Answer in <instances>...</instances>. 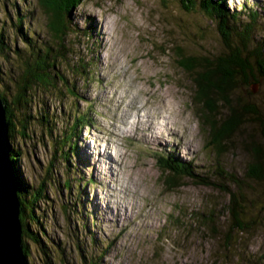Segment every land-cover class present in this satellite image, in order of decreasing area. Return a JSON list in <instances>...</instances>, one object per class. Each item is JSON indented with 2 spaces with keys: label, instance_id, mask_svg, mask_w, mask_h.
<instances>
[{
  "label": "rangeland",
  "instance_id": "obj_1",
  "mask_svg": "<svg viewBox=\"0 0 264 264\" xmlns=\"http://www.w3.org/2000/svg\"><path fill=\"white\" fill-rule=\"evenodd\" d=\"M191 5L181 0H85L75 11L73 19L79 25L74 29L79 33L70 41L77 42L79 55L94 60L91 79L74 80L72 76L75 93L68 91L59 102L41 92L33 101L29 97L27 104L36 114L34 124L29 120L30 139L26 142L17 136L13 141L23 155H19L20 168L36 181L37 188L44 184L50 195L38 202V208L44 228L61 248L58 257L51 255V264H238L240 258L241 264H264L261 193L246 194L254 202L250 209L256 222L238 235L233 252L222 256L226 236L218 231L229 225L232 196L220 184L234 190V180L244 178L246 164L253 157V140H261L262 124L258 126L247 114L239 128L225 137L227 147L221 155L208 144L213 133L202 118L204 103L195 98V81L191 72L179 66L181 57L176 50L183 47L189 55L216 52L221 49V39L215 23ZM226 5L240 14L244 23L249 12L257 13L259 18L250 22L253 29L246 36L250 46H262L264 0H226ZM16 6L24 15L33 12L25 27L41 32L39 39L46 38V20L38 0H0V18L7 16L4 11L10 15ZM7 23L12 27L15 21ZM45 43L44 39L38 42ZM2 62L0 53V65ZM41 84L37 80L34 86ZM263 84V79L253 80L247 89L264 100ZM236 96L231 94L233 103ZM123 98L139 102L136 109L149 110L147 118L143 120L137 110L133 122L127 121L132 115L120 109ZM216 101L221 110L217 120L227 118L229 106L220 99ZM51 105L57 106L55 112ZM80 112L91 124H83L84 130L75 138L77 143L67 145L60 134L68 131L64 119ZM167 113L171 119L166 123L163 119ZM173 130L176 134L168 132ZM150 142L152 148L148 147ZM75 146L78 156L72 158ZM118 147L122 149L117 151L119 160ZM165 152L193 161L198 173L217 184L186 178L179 182V188L168 191L156 159ZM82 157L89 164L76 163ZM53 164L55 186L53 182L49 186L48 168ZM69 177L74 183L71 188L64 186ZM210 211H214L216 225L221 227H202L199 214ZM41 252L34 248L26 264H46Z\"/></svg>",
  "mask_w": 264,
  "mask_h": 264
},
{
  "label": "trees",
  "instance_id": "obj_2",
  "mask_svg": "<svg viewBox=\"0 0 264 264\" xmlns=\"http://www.w3.org/2000/svg\"><path fill=\"white\" fill-rule=\"evenodd\" d=\"M84 1L38 0L39 8L44 12L46 20L47 37L41 38L46 40L45 46L38 44L41 40L39 39V33L41 32L37 31V33L30 26L25 27L26 20L32 17L33 12L29 16L24 15L16 6L15 11L12 10L10 15L9 12L4 11L7 16L3 20L0 18V53L3 57V64L0 65V97L7 105L6 116L9 123L11 144L10 160L13 164L21 203L23 251L25 258H29L30 255L34 254V248L42 251L41 253L45 254L47 258L46 264H51V255L57 254L58 257V250H61L60 246L54 243L48 231L44 228V221H42V215L38 208V202L42 199L44 201L50 195L46 193L47 187L44 184L39 185L40 187L37 188V184L34 185L36 181H32L31 177L23 171L24 169L20 168L19 155H23L21 150L13 144V141L17 136L26 141L29 138L31 127L29 120L33 124L36 121L33 108L27 104L30 103L29 97H32L31 101H33L32 99L39 97V92H41L51 96L54 102H59L68 91L75 93L74 88L76 86L72 83V76H74V80L77 78L83 81L85 78L91 79L90 68L93 65V59H87L85 55H79L77 42L75 40L70 41L72 36L76 38L79 33L78 28L74 29V26L79 25V23L73 19V16ZM182 1L188 5L192 4L191 6L199 7L215 23L221 39V49H217L219 51L216 52L204 51L201 54L198 53V55H189L183 47L179 46L176 50L177 55L181 57L179 66L191 72V76L195 81L197 88L195 98L204 103L205 114L202 118L207 120L214 135H212L213 137L210 135L211 139L208 144L212 145L214 149L216 148L218 155L224 153L227 147L224 142L225 137H228L231 132L233 133L236 128H239L238 126L247 114H249L251 121H256L258 126L262 124L261 127L259 126L260 137L258 138L264 141V100L262 96L252 94L250 88L247 89V86L251 85L253 80L256 82L264 80V44L262 46H250L249 39L246 36L250 29H253L250 22H254L259 16L257 13L249 12L247 22L244 23L240 14L227 8L225 0ZM7 20L9 22L15 21L12 27H9ZM90 21L92 26L91 17ZM29 24L31 25V22ZM41 48H43V52ZM48 72L50 74H47ZM37 80L42 83V87H39V85L34 86ZM232 93L237 95L235 103L230 98ZM216 99L222 100L224 104L226 102L229 106L227 118H224L226 117L224 116L217 120V112L221 110L218 108ZM56 107L51 105V111L55 112ZM38 111L41 112L40 108H38ZM61 113L65 114L66 111ZM43 116L45 117L44 113ZM64 121L66 125L68 124V131L60 134L63 136L64 142L68 141L67 145H75L77 143L75 138L79 137V133L83 129L82 125L91 123L84 112L73 113ZM219 124H222V126H218ZM71 140H73L72 144ZM261 140H253V157L246 164L245 179L234 180L236 183L234 190L227 185L220 184L232 196L228 209L230 213L229 225H224V229L218 231V233L223 231L226 236V243L223 247L224 255H222L224 258L228 257L229 252H233L232 246L233 244L236 245L238 235L248 231L253 227L251 224L256 222V216L252 215L250 209L254 202L250 201L246 194L257 195L261 193L264 195V144ZM21 148L23 149V147ZM73 151L75 155L72 158L78 156V147L75 146ZM156 157L160 161L158 166L161 171V180L168 191L179 188L181 186L179 182L186 178H191L197 183L217 184L212 178L198 173L195 169L196 165L191 160H182L178 156L172 155V153L167 155L160 153ZM71 160L69 158V162ZM76 163L89 164V161L87 158L82 157L81 159L77 158ZM55 169L54 164L49 165V186L52 182L55 186L52 178ZM220 170L223 174V170ZM77 182H79V187L80 180H77ZM251 182L255 184L252 185ZM73 184L70 177L64 182V186L67 188H71ZM61 191L63 193L64 190L61 188ZM61 198L63 200L62 195ZM46 212L48 211L46 210ZM80 213L82 214V211ZM89 215H91L90 211ZM199 219L204 222L203 228L214 230L216 227H221V225H216L214 211L200 213ZM208 224H211V226L209 227ZM84 226H87L86 222H84ZM91 234L93 235V233ZM94 239L96 240V237ZM79 250H81L80 247ZM241 259H237L238 264L243 262Z\"/></svg>",
  "mask_w": 264,
  "mask_h": 264
},
{
  "label": "water",
  "instance_id": "obj_3",
  "mask_svg": "<svg viewBox=\"0 0 264 264\" xmlns=\"http://www.w3.org/2000/svg\"><path fill=\"white\" fill-rule=\"evenodd\" d=\"M7 105L0 97V264H26L20 199L11 164Z\"/></svg>",
  "mask_w": 264,
  "mask_h": 264
},
{
  "label": "bare ground",
  "instance_id": "obj_4",
  "mask_svg": "<svg viewBox=\"0 0 264 264\" xmlns=\"http://www.w3.org/2000/svg\"><path fill=\"white\" fill-rule=\"evenodd\" d=\"M166 102H167V100H166ZM142 109V108H141ZM136 110H140V109H136ZM164 111V110H163ZM134 114V113H133ZM139 114V113H138ZM169 116V118H168V116ZM136 117V116H135ZM157 119V118H156ZM169 119H171V116L169 115V113H167V114H165L164 115V119H163V121H166V123L167 122H169Z\"/></svg>",
  "mask_w": 264,
  "mask_h": 264
}]
</instances>
